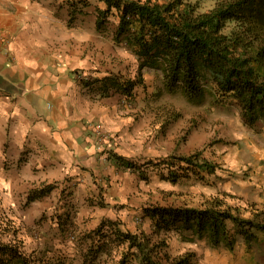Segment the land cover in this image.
Wrapping results in <instances>:
<instances>
[{
    "label": "crops",
    "instance_id": "1",
    "mask_svg": "<svg viewBox=\"0 0 264 264\" xmlns=\"http://www.w3.org/2000/svg\"><path fill=\"white\" fill-rule=\"evenodd\" d=\"M105 6L103 0H0L6 188L60 181L77 191L69 200L85 202L79 190L94 188L96 180L103 186L108 176L134 174L120 161L165 154L161 133L145 121L147 87L139 83L126 97L113 85L128 70L135 78L138 61L126 42L116 43L117 15L99 24Z\"/></svg>",
    "mask_w": 264,
    "mask_h": 264
},
{
    "label": "rangeland",
    "instance_id": "2",
    "mask_svg": "<svg viewBox=\"0 0 264 264\" xmlns=\"http://www.w3.org/2000/svg\"><path fill=\"white\" fill-rule=\"evenodd\" d=\"M215 3V0H201L204 9ZM145 72L147 88L141 101L145 121L161 133L165 154L132 160L137 164L134 174L108 176L107 185L101 186V181L96 180L94 188L87 186L79 190L78 195L85 202L69 200L77 191L60 181H41L28 190L14 191L6 188L10 186L5 182L9 175L0 172V231L8 227L0 239L9 241L17 236L27 253L49 261L117 264L126 257L125 245L114 243V247L108 246V252L99 251L96 246L94 228L103 219L116 222L108 224L112 233L115 227L150 233L152 223L144 213V207L150 203L185 202L198 206L208 197L220 195L236 206V214L254 218L261 227L247 225V233H243L240 225L230 222L229 227L237 238L232 249L224 244L214 245L207 238L185 241L174 234L165 249L160 246L156 258L170 264L171 257L192 253L189 264H264V122L250 126L244 121L239 106L215 105L211 97L197 104L178 94L155 98L153 93L161 79L154 69L147 68ZM197 151L220 164L216 173L207 174L205 181L182 178L172 182L167 175L157 172L154 164L144 165L148 159L157 161L170 154L189 155ZM128 161L119 163L130 169ZM9 162V158L5 160L6 165ZM142 165L148 178L142 175ZM45 183L53 184V190L42 198L28 201L31 190ZM158 240V235H152L153 242ZM134 264L139 263L136 260Z\"/></svg>",
    "mask_w": 264,
    "mask_h": 264
},
{
    "label": "trees",
    "instance_id": "3",
    "mask_svg": "<svg viewBox=\"0 0 264 264\" xmlns=\"http://www.w3.org/2000/svg\"><path fill=\"white\" fill-rule=\"evenodd\" d=\"M103 1L106 6L100 10L99 24L110 15H117L116 43L126 42L138 61L135 78L128 72L113 80L124 95L134 96L139 83L146 88L145 70L151 68L161 79L153 93L155 98L178 94L197 104L211 97L215 105L239 106L250 126L264 122V0H215L209 9L202 7L201 0ZM151 164L172 182L182 178L205 181L207 174L216 173L220 167L200 151L170 154L157 161L148 159L144 165ZM127 166L137 169L132 160ZM141 169L143 177L148 178L143 165ZM53 188L49 183L33 188L28 201L48 195ZM234 209L236 206L220 195H212L198 206L185 202L150 203L144 207V213L151 220L152 232L115 227L112 233L108 224L115 221L103 219L94 228L96 246L99 251L108 252L114 243L125 245L126 257L117 264H134L136 260L139 264H164L155 253L161 251L160 246L165 249L174 234L185 241L207 238L214 245L224 244L232 249L237 238L230 222L240 225L243 233H247V225L261 227L254 218H243ZM14 233H18L17 229ZM152 235H158L160 240L153 242ZM192 255L171 257L170 264H189ZM0 264H66V261H49L29 254L22 240L15 236L9 241L0 239Z\"/></svg>",
    "mask_w": 264,
    "mask_h": 264
},
{
    "label": "clouds",
    "instance_id": "4",
    "mask_svg": "<svg viewBox=\"0 0 264 264\" xmlns=\"http://www.w3.org/2000/svg\"><path fill=\"white\" fill-rule=\"evenodd\" d=\"M123 96H126V95H123ZM127 97V96H126Z\"/></svg>",
    "mask_w": 264,
    "mask_h": 264
}]
</instances>
